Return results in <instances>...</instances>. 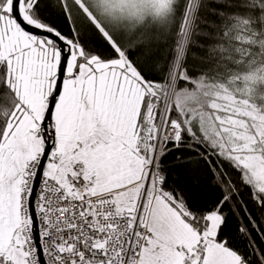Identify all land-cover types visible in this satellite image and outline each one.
Returning <instances> with one entry per match:
<instances>
[{
  "label": "snow or ice",
  "instance_id": "obj_1",
  "mask_svg": "<svg viewBox=\"0 0 264 264\" xmlns=\"http://www.w3.org/2000/svg\"><path fill=\"white\" fill-rule=\"evenodd\" d=\"M0 264H264V0H0Z\"/></svg>",
  "mask_w": 264,
  "mask_h": 264
}]
</instances>
